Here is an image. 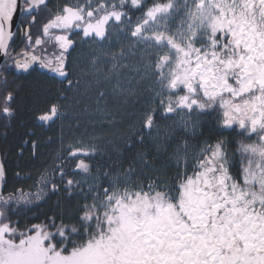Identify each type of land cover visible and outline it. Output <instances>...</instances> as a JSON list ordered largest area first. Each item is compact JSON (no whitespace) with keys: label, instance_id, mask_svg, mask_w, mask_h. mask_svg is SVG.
Wrapping results in <instances>:
<instances>
[{"label":"snow or ice","instance_id":"1","mask_svg":"<svg viewBox=\"0 0 264 264\" xmlns=\"http://www.w3.org/2000/svg\"><path fill=\"white\" fill-rule=\"evenodd\" d=\"M50 3L0 0V264H264V0ZM89 42L88 64L70 66ZM48 73L53 94L22 120L21 79ZM145 80L147 106L124 140L128 150L151 147L127 168L94 163L98 138L65 147L61 135L58 152L24 172V158L40 154L39 130L67 118L59 101L68 93L92 89L109 118L105 97ZM213 115V142L193 144L205 136L201 118ZM225 132L243 137L232 155ZM62 194L31 223L34 209Z\"/></svg>","mask_w":264,"mask_h":264},{"label":"trees","instance_id":"2","mask_svg":"<svg viewBox=\"0 0 264 264\" xmlns=\"http://www.w3.org/2000/svg\"><path fill=\"white\" fill-rule=\"evenodd\" d=\"M83 3V0H51L50 8L64 3ZM150 3L151 0H148ZM79 39L75 37L74 40ZM94 46L92 42L81 44L71 52L68 58L69 64L72 67H82L89 62V53L93 51ZM116 50V49H113ZM79 75V73H77ZM48 75L25 76L20 81V95L18 103L21 108V119L27 121L29 119L30 110H36L42 107L44 102L52 95L51 89L53 88L54 81ZM133 81L134 85L136 80ZM58 86V85H57ZM151 91V83L147 80L142 82L138 87H134L131 92H126L123 96L108 95L105 100L101 102V106H106V111L111 113V117L104 118L96 109V103L93 99L95 93L92 89L81 88L77 93H68L69 99L67 101L61 100L60 103L66 105L63 109L67 113V118L63 120H56L51 125L50 129L39 130V138L41 141L40 154L36 159H30L27 156L24 158V172H34L42 167L45 160H50L51 156L55 155L61 148L60 137L63 135V146L67 147L74 141L83 139L85 144L90 140L99 139L101 145V155L95 157L94 163L101 169L107 170L108 166L115 163L117 160H124V167H128L127 161L132 158L134 152H143L150 150V145H137L135 149L128 150L125 147L126 141L124 140L125 134L128 133L130 127L135 124L139 127V119L142 110L146 107V102ZM86 93V95H85ZM134 93V94H132ZM79 101V103H77ZM202 128L205 132V138L211 136L210 139L214 140L212 134L215 132L214 121L212 117H202ZM165 125L163 123L162 127ZM29 127L31 125L29 124ZM48 137H52V143H47ZM201 137L199 141L205 138ZM198 141L193 139L192 143ZM199 143V142H198ZM119 146L122 155L117 156L113 151V145ZM4 147V145H0ZM13 162H19L17 158L12 155ZM151 159V157H149ZM154 166L164 170V158H159L154 161ZM18 171L15 167L12 172ZM173 174V172H170ZM23 175V173H22ZM11 176V172H10ZM11 183V181H10ZM23 184H31L32 181H21ZM11 191V187L8 189ZM51 196L50 199L40 204L38 209H34L30 215L38 216L39 219L31 220V223H41L44 221V213L51 215L55 211V205L58 198L63 202L62 196Z\"/></svg>","mask_w":264,"mask_h":264},{"label":"flooded vegetation","instance_id":"3","mask_svg":"<svg viewBox=\"0 0 264 264\" xmlns=\"http://www.w3.org/2000/svg\"><path fill=\"white\" fill-rule=\"evenodd\" d=\"M50 5V4H49ZM39 25H36L35 28L33 29L34 33L36 34H39ZM76 36H73L72 38L74 39ZM13 49H15V52H19L21 51L22 49H24L25 47V44H24V41L21 37L17 36L16 39H15V42L14 44L12 45ZM46 47L48 48V51L51 52L52 51V48L50 46H47ZM15 52H13V55H15ZM37 54H39V50H37ZM45 70H41V72L43 73ZM48 76H52L53 74L52 73H48L47 74ZM215 119V115L212 116V119ZM159 124L163 125L164 121H158ZM215 130V127L214 129ZM237 131H239V129H237ZM205 138V137H204ZM223 138H227L229 139L230 141H232V143H230L227 147H228V151L230 153V155H232L234 152H235V149H236V146H237V143L243 139V137H240V136H237L235 133H233L231 136L228 135L227 132H225L223 134ZM205 139H209V142H213V139H210L209 137L205 138ZM204 139V140H205ZM253 140H255V137L252 138ZM203 140V141H204ZM203 141H198L199 143H202ZM197 142V143H198ZM246 143L248 142H251V141H245ZM147 144V143H145ZM196 144V143H194ZM238 158V157H237ZM174 172V170H173ZM233 173H235V169H233ZM171 175V174H170Z\"/></svg>","mask_w":264,"mask_h":264}]
</instances>
